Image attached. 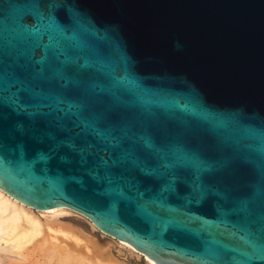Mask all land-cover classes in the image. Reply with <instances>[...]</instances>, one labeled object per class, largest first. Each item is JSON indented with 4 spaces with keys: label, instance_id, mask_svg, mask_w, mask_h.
<instances>
[{
    "label": "water",
    "instance_id": "95a60500",
    "mask_svg": "<svg viewBox=\"0 0 264 264\" xmlns=\"http://www.w3.org/2000/svg\"><path fill=\"white\" fill-rule=\"evenodd\" d=\"M0 189L153 264H264V0H0Z\"/></svg>",
    "mask_w": 264,
    "mask_h": 264
},
{
    "label": "rangeland",
    "instance_id": "374dc122",
    "mask_svg": "<svg viewBox=\"0 0 264 264\" xmlns=\"http://www.w3.org/2000/svg\"><path fill=\"white\" fill-rule=\"evenodd\" d=\"M36 214L41 218L42 221L47 220V214ZM52 219L59 221L57 225L59 226V228H62L66 231L68 230L67 232L70 233V236L78 237L81 243L83 245L85 244L87 249L89 248L88 250L91 251L89 252V256L87 255V250L86 257H84L87 264H152L146 257L132 251L131 247H129L128 245L123 244L121 241L116 240L114 237L98 231L97 228H94L92 226L90 220L82 214L74 211H65L49 220ZM42 233L33 238H30V234L25 236L24 234L26 233L21 234V232L20 235L18 233L16 237L14 236V238L8 242V246L10 245V248H13L12 250L10 249V252H8V262L10 261V259L14 264H72L73 262V264H75L77 262V258L74 260L75 255L72 252L71 254L63 250L64 254H62L61 249L59 250L54 246L52 247L49 242L47 243L51 245V247L47 243H45V241H43ZM17 241L20 242L18 243ZM68 241L75 242L76 239H72L71 237V239ZM103 248H106L109 252L107 251V254L101 252ZM54 249L57 251H55ZM106 249H104L105 252ZM59 253L60 255H58ZM65 254L66 256L67 254H69V256L67 257H70L71 255H73L74 257L71 256L70 258H66ZM100 254L103 257L105 256L106 259H103Z\"/></svg>",
    "mask_w": 264,
    "mask_h": 264
},
{
    "label": "bare ground",
    "instance_id": "6f19581e",
    "mask_svg": "<svg viewBox=\"0 0 264 264\" xmlns=\"http://www.w3.org/2000/svg\"><path fill=\"white\" fill-rule=\"evenodd\" d=\"M65 211H74V210H72L68 207H53V208L44 209V210L43 209H36L34 207H31L29 205L24 204L23 202L17 200L16 198H14L11 195H9L8 193H6L4 190L0 189V264H14L11 261V259L8 262V252H10V249H11L10 245L8 246V244H9L8 242L11 239H13L14 236L16 237V235H18V233L20 235V232H21V234L26 233V234H24L25 236L30 234L31 235V236L29 235L30 238L36 237L43 232L42 233L43 234V241H45V243L49 242L52 245V247L54 246L55 248H57L59 250L61 249L62 254H64L63 253L64 251H66L67 253L72 252L75 255L74 260L77 258V262L75 264H87L85 262L84 257H86L87 250L89 248L87 249L86 245L84 244L85 245L84 246L78 237L70 236V233L67 232L68 230L66 231L62 228H59V226H57L59 221L53 220V219L49 220V219L53 218L54 216H57L60 213L65 212ZM74 212H76V211H74ZM36 213L47 214L46 215L47 220L42 221L41 218ZM48 214H50V215H48ZM90 222L94 228H97L93 224L92 221H90ZM59 232H60L61 236L59 235ZM71 237H72V239L75 238L76 241L75 242L68 241L71 239ZM122 243L131 247V245L128 243H125V242H122ZM51 245H49V246L51 247ZM95 249H97V248H95ZM104 249H106V248H103V250L101 252L107 254L108 250L106 249V252H105ZM55 251H57V250H55ZM95 251H99V250H95ZM89 252H91V251L88 250V254H87L88 256H89ZM60 253L58 255H60ZM65 256H66V254H65ZM67 256H69V254H67ZM67 256H66V258H70L73 255H71L70 257H67ZM13 258H15V257H13ZM51 258H53V257H51ZM104 258L106 259L105 256L103 257V259ZM89 262H90V260H89Z\"/></svg>",
    "mask_w": 264,
    "mask_h": 264
}]
</instances>
